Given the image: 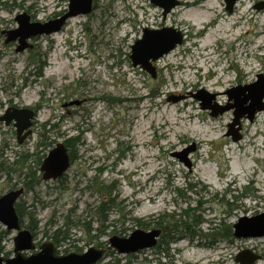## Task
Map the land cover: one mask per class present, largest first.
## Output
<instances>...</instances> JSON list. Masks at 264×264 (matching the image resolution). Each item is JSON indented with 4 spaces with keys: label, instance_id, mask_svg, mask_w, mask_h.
<instances>
[{
    "label": "rangeland",
    "instance_id": "obj_1",
    "mask_svg": "<svg viewBox=\"0 0 264 264\" xmlns=\"http://www.w3.org/2000/svg\"><path fill=\"white\" fill-rule=\"evenodd\" d=\"M180 1L163 17L149 0H92L90 13L70 17L49 36L30 38L31 48L17 53V42H4L5 32L18 27L16 15L26 13L31 22H45L66 10L69 0H0V115L10 107L37 108L32 134L21 144L12 121L6 125L0 120V162L8 167L15 159L20 161V153L33 154L43 133L48 137V145L38 147V154L23 162L38 175L31 189L23 186L19 170L9 176L0 173V196L13 184L23 187L18 202L33 211L35 243L50 240L43 235L47 228L71 220L70 243L61 244L58 252H76L75 247L83 251L101 243L105 257L97 264H149L156 249L122 255L109 247V239L128 236L135 228L153 229L136 223H149L167 213L176 215L187 206L181 203L190 200V207L194 201L201 204L202 210L196 213L204 220L198 232L202 239L197 243L179 238L167 246L163 262L238 264L236 254L247 249L260 255L253 264H264V236L238 239L231 234L228 240L221 229L212 230L205 222L225 217L226 224H233L241 216L264 212V149L259 147L258 153L253 144L264 140V110L252 121L244 113L237 141L226 135L237 109L232 105L235 98L246 99L240 111L250 102L248 89L235 88L254 83L258 74L264 76V41L257 46L258 32L264 31V8L255 7L264 0H238L231 12L224 0H214L212 8L209 0ZM187 1L194 5L187 7ZM193 8L201 14L195 21L188 11ZM210 12L214 17L204 20L202 16ZM231 18L235 25L230 31L216 32L218 22L224 26ZM146 26H170L184 36L179 45L153 62L154 78L132 67L128 56ZM210 31L214 33L208 38ZM35 51L41 52L40 76L34 74L37 64L26 68ZM202 89L215 95L212 99L205 96L211 106L231 108L210 116L191 96ZM181 95L187 97L169 100ZM70 136L79 139L77 160L61 184L44 181L39 170L44 155ZM185 149L190 151V166L173 156ZM34 155L40 157L39 163ZM241 159L249 169L232 182L230 172ZM99 181L113 189V206L105 218L94 208L108 199L94 184ZM188 184L194 186L192 191L186 190ZM175 186L186 194H176ZM224 201L234 202L233 209L229 211ZM27 219H22V226ZM14 236L15 232L8 231L0 236L3 254L11 255Z\"/></svg>",
    "mask_w": 264,
    "mask_h": 264
},
{
    "label": "water",
    "instance_id": "obj_2",
    "mask_svg": "<svg viewBox=\"0 0 264 264\" xmlns=\"http://www.w3.org/2000/svg\"><path fill=\"white\" fill-rule=\"evenodd\" d=\"M153 5L158 6L162 11V16L166 17L171 10L181 4L180 0H149ZM238 0H224L225 9L228 12L233 10V6ZM67 10L60 15L59 18L50 19L46 22H31L29 15L26 13L17 14L16 20L18 27L13 30L5 32V43L17 42L15 51L23 52L31 44L28 40L32 37H39L40 35L49 36L54 32L60 31L65 22L70 17L88 14L92 10V0H69ZM259 10H263L264 1L255 5ZM141 37L131 44L129 57L132 67H140L145 72L149 73L153 78L156 77V67L153 62L159 57L168 53V51L175 48L183 40V32L173 27L149 28L142 29ZM264 85L263 74L257 75V80L244 88H235V90L248 89L250 94L247 96L250 99L249 105L242 108L241 104L246 101H239L235 98L237 109L233 113L234 119L227 125L228 130L226 135L232 137L234 141L240 139L239 119L246 113V118L252 121L258 111L264 110ZM235 90H231L235 91ZM230 92V91H229ZM230 92V93H231ZM194 98L199 101V107L203 110H209L210 116L221 114L231 108V106L218 107L211 106L205 96L212 99L215 95L208 94L206 91L198 90L192 93ZM187 96H171L169 100L173 102L181 101ZM232 98V97H230ZM241 107V108H240ZM34 110L29 107H10L2 115L0 120L4 121L6 125L12 121L15 128V134L18 138V143L21 144L31 134L32 121L34 118ZM190 151L184 150L182 152H175L173 156L182 163L190 166L187 155ZM70 156H68L67 147L63 142H57L54 148L50 149L44 156L40 168L42 172L41 178L45 180H56L58 177L64 175L70 167ZM24 193L22 187L8 190L0 196V225L9 232H15L13 237V249L11 256H4L0 254V264H97L98 261L105 257L104 248H98L93 245L88 247L81 253L70 251V253H56V247L51 240L42 241L36 246L33 239V234L27 228H23L19 222V215L15 211L14 203L20 195ZM161 233L159 228L149 230H142L135 228L128 236L119 237L113 235L109 240V247L114 249L118 254H135L136 252L152 248L156 246L158 237ZM232 236L238 239L263 237L264 236V212L253 215L251 217L241 216L236 222L232 224ZM30 252V253H27ZM260 258L258 254H251L249 250L244 249L237 253L235 261L238 264H253Z\"/></svg>",
    "mask_w": 264,
    "mask_h": 264
},
{
    "label": "trees",
    "instance_id": "obj_3",
    "mask_svg": "<svg viewBox=\"0 0 264 264\" xmlns=\"http://www.w3.org/2000/svg\"><path fill=\"white\" fill-rule=\"evenodd\" d=\"M41 52L37 53L36 51L29 56V63L27 65V69L29 68V66L31 64H37L36 70L37 72L34 73L36 76H40L41 74V66H43V62H41L40 59V54ZM45 123L42 124L43 128L45 127ZM55 125V124H54ZM53 125V126H54ZM47 136L46 135H42L40 137V141L35 145L36 146V150L33 152V154H38V147H43L44 145H48L47 144ZM78 137H67L65 138V140L63 141L64 145L67 146L68 148V153L70 156V162L71 164L73 162H75L77 160V155H76V150H75V146L76 143L78 142ZM33 154H28L27 152H22L19 154V158H21V160L19 161L18 159H15V161L12 162L11 165H9L8 167H3L4 162L1 161L0 162V173H2V171H5L7 176L11 175L13 172L19 170V174L20 176H23L22 179H24L22 182L23 186L26 189H31L33 184L35 183L36 177L38 175H36V171L32 172V168L29 166H24L23 162L24 161H28L31 156H33ZM36 157V162L39 163L40 162V157H37L36 155H34ZM39 159V160H38ZM18 165V168H16V166ZM40 170V168H39ZM62 177H58L56 180H58V182H60V184L62 183ZM94 184L100 188V190H102L106 196H108L107 200H102L100 202L99 205H97L95 208V210L98 212L100 217H104L105 215L108 213V211H110L111 206H113V198L110 197V193L112 192V188L110 185H104V183L102 181L99 182H94ZM15 187V184H13V186H11V189H13ZM194 188V186L192 187L191 184H188L186 187V190L188 191H192V189ZM176 194H186L183 193L184 190L181 187H174L173 190ZM190 200L188 201H183V203L181 204H186V208L177 212L176 215H174V213H167L165 215H160V217L155 218V220L147 223V222H140L137 221L136 226L140 227V228H148V226L152 225L153 227L159 228L161 230V233L158 237V241L156 246L152 247L153 249H156L155 252V257L149 260V264H173L172 260H168L167 262H163L161 258H163V256L168 257L167 252V246L171 243H175L177 242V240L181 237H186L187 239H189L191 242L195 241V242H199L201 241L202 237L198 234V232H200V227H201V223L204 222V220L200 217L201 215L199 213H196L201 209V204L199 203V201L196 203L194 201V206L190 207ZM225 204L228 206L229 211L230 209H233V204L234 202H228V201H224ZM15 205V211L18 213L19 215V222L21 223V225L23 224L22 219L27 216V223L26 225L22 226L23 228H27L30 233L33 234V238L34 240L37 237V225L36 222H34V215H33V211H31V208L26 206L24 203L22 202H17L14 204ZM215 218H211L208 219V221H205L208 225L209 228L213 229H217V230H222L223 231V235L224 237H226L228 240L232 239L231 236V231H232V224H226L225 223V217L223 218H219L218 222L214 221ZM71 223V220H69L68 222H66L64 225H60L58 227H50L49 229L47 228V231L44 230L43 231V235L45 237H49V239L54 242L56 249L59 248V246H61V244L64 243H70V239L71 236L69 234L68 228L69 225ZM53 228V229H52ZM52 230V231H51ZM50 231V232H49ZM7 234V230H3L0 226V236L1 235H5ZM212 238V237H211ZM225 238V239H226ZM103 244L99 243L96 244V247L101 248ZM76 252L81 251V249H79V247H75ZM57 253L58 250H56ZM63 252L67 253L68 249H64ZM0 253L4 256H9L8 252L3 254V251L0 248Z\"/></svg>",
    "mask_w": 264,
    "mask_h": 264
},
{
    "label": "bare ground",
    "instance_id": "obj_4",
    "mask_svg": "<svg viewBox=\"0 0 264 264\" xmlns=\"http://www.w3.org/2000/svg\"><path fill=\"white\" fill-rule=\"evenodd\" d=\"M213 2H214V0H209V3L207 4L208 6L209 5H211V8L213 7ZM187 7L188 6H193L194 5V2H191V1H187L186 2V4H185ZM208 8V7H207ZM211 8H208V9H211ZM192 15H193V20L195 21V19H196V17H198L199 16V14H200V10H198V9H190V10H188ZM201 15V14H200ZM203 18H204V20H208V19H210V18H213L214 17V15L210 12V14H206V15H204V16H202ZM222 23V22H221ZM220 22H218V26H217V28H216V32H219V33H221V32H228V31H230L229 29L233 26V25H235V22L233 21V19L231 18V19H226V22H225V24H224V26L221 24ZM214 32L213 31H210V34L208 35V38L209 37H211L212 36V34H213ZM258 34H259V42H258V44H257V46H260L261 44H262V42L264 41V39H263V37H261V35L262 34H264V31H260V32H258ZM261 132L262 133H264V129L263 130H261ZM258 141H253V144H254V146H255V150H256V152H258L259 153V147H261L262 149H264V140H262L261 141V143H257ZM235 152L233 151V153L232 154H234ZM244 153L246 154V153H248L246 150L244 151ZM249 155H251V153L249 152ZM252 157H256V158H263L262 156H258V155H251ZM249 169V165H248V163L244 160V159H241L240 161H239V163H238V165H236L235 167H234V170L232 171V172H230V178H229V180H231L232 182H234V181H236L237 180V178L239 177V176H242V174H243V172H245V171H247ZM207 170H209L210 171V168L208 167L207 168ZM242 170V171H241ZM21 197V195L18 197V199Z\"/></svg>",
    "mask_w": 264,
    "mask_h": 264
},
{
    "label": "flooded vegetation",
    "instance_id": "obj_5",
    "mask_svg": "<svg viewBox=\"0 0 264 264\" xmlns=\"http://www.w3.org/2000/svg\"><path fill=\"white\" fill-rule=\"evenodd\" d=\"M64 12H65V10L59 11V13H56V14L53 15L52 17H55L54 19L59 18L60 15L63 14ZM50 19H52V18H49L47 21H49ZM45 22H46V21H45ZM29 108H32V109L34 110V114H35L34 118H35L36 115H37V114H36V113H37V108H36V106H32V107H29ZM34 118H33V121H34ZM33 121H32V124H33ZM32 126H33V125H32ZM14 134H15V130H14ZM31 134H32V128H31ZM43 134H44V133H43ZM43 134H42V135H43ZM44 135H46V134H44ZM15 137H16V134H15ZM16 139H17V143H18V138L16 137ZM24 140H25V139H24ZM24 140H23V141H24ZM23 141H22V142H23ZM63 144H64V143H63ZM66 147H67V146H66ZM47 152H48V151H47ZM47 152H46V154H47ZM67 152H68V148H67ZM46 154H45V155H46ZM45 155H44V156H45ZM68 156H69V153H68ZM43 160H44V158H43ZM43 160H42V161H43ZM41 163H42V162H41ZM40 165H41V164H40ZM39 167H40V166H39ZM40 169H41V168H40ZM22 188H23V187H22ZM13 189H16V188L14 187ZM13 189H9V190H13ZM7 191H8V190H7ZM7 191H6V192H7Z\"/></svg>",
    "mask_w": 264,
    "mask_h": 264
}]
</instances>
